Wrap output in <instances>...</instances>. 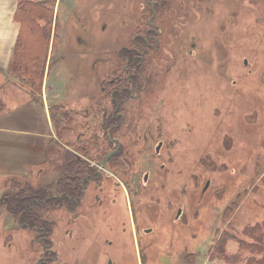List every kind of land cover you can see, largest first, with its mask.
Returning a JSON list of instances; mask_svg holds the SVG:
<instances>
[{
	"label": "rangeland",
	"instance_id": "rangeland-1",
	"mask_svg": "<svg viewBox=\"0 0 264 264\" xmlns=\"http://www.w3.org/2000/svg\"><path fill=\"white\" fill-rule=\"evenodd\" d=\"M154 3L160 0H57L58 44L47 77L54 150L30 176L0 174V264L33 261L24 249L36 233L21 227V221L30 219L15 216L16 199L53 195L61 145L66 137L74 143V132L81 130L77 124L85 123L80 112L92 105L98 83L109 73L105 49L115 47L111 34L122 32L125 16L126 33L147 30ZM161 4L165 20L153 19L163 27L161 44L151 52L156 61L149 65L150 93L140 115L149 141L138 177L146 170L149 178L135 182L139 190L131 188L130 210L123 193L116 194L109 233L112 262L264 264V0ZM254 27L257 31L250 33ZM10 98L22 100L13 94ZM67 101L75 109H68ZM67 114L74 132L63 128ZM158 141L163 145L156 157ZM48 208L35 206L28 215L57 222L49 234L53 248L59 259L74 264L83 248L74 231H64L59 209ZM82 234L89 239L93 231ZM219 237L226 258L211 252ZM81 261L102 264L96 247Z\"/></svg>",
	"mask_w": 264,
	"mask_h": 264
},
{
	"label": "flooded vegetation",
	"instance_id": "flooded-vegetation-1",
	"mask_svg": "<svg viewBox=\"0 0 264 264\" xmlns=\"http://www.w3.org/2000/svg\"><path fill=\"white\" fill-rule=\"evenodd\" d=\"M161 6V3H154L151 7L147 30L133 35L126 33L125 16L121 23L122 32L117 30L111 34L115 47L105 49L108 54L106 60L109 61L105 68L109 69V73L98 83L99 95L92 100V105L80 112L85 120V123L77 124L80 131L74 132L76 126L70 125V115H66L67 123L63 128L74 132L75 137L74 143L70 144L72 140L66 137L61 145L59 192L42 199V203H36L43 208H58L64 231L75 232V242L83 251L79 257L75 256L74 264H85L81 259L95 247L102 264L112 261L109 248L113 241L109 233L113 229L116 194L123 193L125 209L128 207L130 210L131 188L137 191L140 185L135 186V182L140 183L141 179L148 181L149 172L146 170L138 177L149 141L143 122L145 119L140 115L145 98L150 93L149 79L152 74L149 65L156 61V55L152 56L151 52H158L161 44L159 36L163 27L159 22H153L156 16L160 17V21L165 20L161 16ZM157 143L156 157L163 145L161 141ZM21 198L23 196L16 199V208ZM25 206L17 217L20 221L23 212L35 204L25 203ZM29 219L30 222L21 221V227L36 235L24 249L28 254L27 260L33 258V261L24 264H55L57 261V264H69L68 260L59 259L58 252L53 248L55 241L49 236L57 222L51 224L47 218L42 220L35 213ZM86 229L93 231L89 239H83L82 231ZM93 240L94 245L90 246ZM77 245H71L75 252L79 250ZM5 246L10 248V243Z\"/></svg>",
	"mask_w": 264,
	"mask_h": 264
},
{
	"label": "crops",
	"instance_id": "crops-1",
	"mask_svg": "<svg viewBox=\"0 0 264 264\" xmlns=\"http://www.w3.org/2000/svg\"><path fill=\"white\" fill-rule=\"evenodd\" d=\"M18 1L0 0V174L23 177L32 175L37 169L41 170L54 150L52 106L47 91L50 85L47 77L50 72L51 53L58 44L54 40L57 0L50 4V48L43 79L37 90L13 63L14 46L20 32V21L15 15ZM261 77L264 82V71ZM30 92L33 97L24 96ZM12 94L22 97V100L13 101L10 98ZM6 101L10 104L4 106ZM64 104L68 109L76 107V104L71 106L73 102L70 101Z\"/></svg>",
	"mask_w": 264,
	"mask_h": 264
},
{
	"label": "trees",
	"instance_id": "trees-1",
	"mask_svg": "<svg viewBox=\"0 0 264 264\" xmlns=\"http://www.w3.org/2000/svg\"><path fill=\"white\" fill-rule=\"evenodd\" d=\"M51 1L52 0H19L15 12L16 18L20 21V32L14 46V67H18L22 74L28 78L31 85L35 86L36 89H39L42 82L46 67V58L50 48L49 43L52 16ZM160 3H162V0H160ZM254 31H257L255 27L251 28L250 33ZM1 107L2 103L0 102V108ZM56 183L55 189L52 192L53 194L59 192V182L57 181ZM39 190L40 189L37 191ZM30 196H23V198L19 200L20 205L15 209V216H19L22 209L26 208L25 203H27V205L35 204V206H39V204L36 203L41 202L40 200L42 199L39 196ZM29 210L30 207L23 212L22 219L26 220L24 216L27 217V220L31 217V215H28ZM226 214L227 210L225 211V216ZM222 243H224L223 239L220 237L216 238L211 252L226 258L227 253L225 252Z\"/></svg>",
	"mask_w": 264,
	"mask_h": 264
},
{
	"label": "water",
	"instance_id": "water-1",
	"mask_svg": "<svg viewBox=\"0 0 264 264\" xmlns=\"http://www.w3.org/2000/svg\"><path fill=\"white\" fill-rule=\"evenodd\" d=\"M246 62V61H245ZM208 185V182L206 183V186ZM108 264H113V262L112 261H110Z\"/></svg>",
	"mask_w": 264,
	"mask_h": 264
},
{
	"label": "bare ground",
	"instance_id": "bare-ground-1",
	"mask_svg": "<svg viewBox=\"0 0 264 264\" xmlns=\"http://www.w3.org/2000/svg\"><path fill=\"white\" fill-rule=\"evenodd\" d=\"M50 108V107H49ZM51 120H53V119H51Z\"/></svg>",
	"mask_w": 264,
	"mask_h": 264
}]
</instances>
